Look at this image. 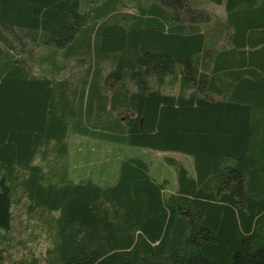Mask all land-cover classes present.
I'll list each match as a JSON object with an SVG mask.
<instances>
[{
  "label": "trees",
  "instance_id": "1",
  "mask_svg": "<svg viewBox=\"0 0 264 264\" xmlns=\"http://www.w3.org/2000/svg\"><path fill=\"white\" fill-rule=\"evenodd\" d=\"M71 136L194 169L75 177ZM19 212L47 264H264V0H0V232Z\"/></svg>",
  "mask_w": 264,
  "mask_h": 264
},
{
  "label": "rangeland",
  "instance_id": "2",
  "mask_svg": "<svg viewBox=\"0 0 264 264\" xmlns=\"http://www.w3.org/2000/svg\"><path fill=\"white\" fill-rule=\"evenodd\" d=\"M211 9L221 16L225 13V6L213 5ZM28 47H30V44ZM35 63V71L39 72L45 69L44 67H40L38 63ZM70 148L71 172L75 177L92 175L102 180L112 179L116 176L118 165L117 167L115 165L118 158L133 154L143 155L150 160L153 173L160 179L168 177L172 181L175 180V171L167 165L165 157L179 159L189 169H194L193 156L177 151L160 152L137 146L119 147L112 143L101 142L97 139H90L84 136H71ZM40 224L38 218H28V215L23 212L17 215L13 232L10 234L11 237L0 232L5 235V237H0V263L12 264L13 259L29 256L32 252L36 257H39L42 261L41 264H47L45 260L46 251L51 246V242L41 231ZM8 242L11 243V248H6Z\"/></svg>",
  "mask_w": 264,
  "mask_h": 264
}]
</instances>
